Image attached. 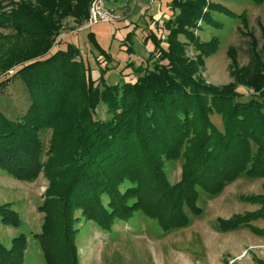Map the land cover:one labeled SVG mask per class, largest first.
<instances>
[{"label":"trees","instance_id":"obj_1","mask_svg":"<svg viewBox=\"0 0 264 264\" xmlns=\"http://www.w3.org/2000/svg\"><path fill=\"white\" fill-rule=\"evenodd\" d=\"M9 1L13 6L4 11L0 0V26L13 28L6 36H14L18 44L14 50L8 47L7 55L1 54L5 64L0 91L9 79L18 78L29 101L24 110L13 114L0 107V168L24 180L35 178L41 170L47 179L37 205L43 213L40 229L32 233L45 264H77V209L85 220L105 229L114 218L126 220L140 209L167 230L188 223L183 206L194 214L201 212L196 187L215 194L242 172L264 176V44L257 49L243 12L237 14L241 23L237 30L248 38L249 59L238 66L233 46L226 47L230 81L209 84L195 75L202 56L215 50L218 39L200 41L189 28L210 10L234 13L212 0H169L177 12L163 21L168 29L166 45L153 32L144 36L152 42V67L136 65L133 81L109 83L104 66L98 85L86 74L72 42L44 56L60 18L69 14L82 21L89 0ZM178 33L194 44V58L185 54ZM88 36L92 38L91 32ZM129 37L127 33L124 39ZM129 49L127 45L125 50ZM236 85L250 90L251 96L241 98ZM99 102L104 103L108 117L94 116ZM214 112L220 115V128L210 119ZM42 127L51 129L43 161L37 134ZM179 155L180 176L171 183L163 172L162 157ZM239 198L259 206L217 216L216 227L224 231L244 225L264 236V227L251 222L264 219V194H240ZM0 220L18 225L20 218L8 203H0ZM25 245L22 232L8 246L0 242V264H23ZM257 264L264 262L257 260Z\"/></svg>","mask_w":264,"mask_h":264},{"label":"rangeland","instance_id":"obj_2","mask_svg":"<svg viewBox=\"0 0 264 264\" xmlns=\"http://www.w3.org/2000/svg\"><path fill=\"white\" fill-rule=\"evenodd\" d=\"M1 1V4H4L1 9L4 11L14 3L9 0ZM212 1L224 5L234 14L210 10L204 18L198 17L195 25L189 29L200 41L217 37L215 50L202 56L201 65L195 75H200L205 83L218 85L232 79L228 68L230 59L226 55L228 45L234 48L238 66L247 64L249 59L248 38L237 30V26L241 25L238 13L245 14L246 28L254 34L257 49L264 44V0L259 3L252 0ZM104 4L116 14L113 21L88 24V12L79 22L73 15L61 17L51 49L46 51L44 56L58 47H63L67 42H72L78 48L86 74L89 72L98 85V73L104 66L106 82L113 83L123 79L133 81L138 74L134 66L150 68L155 59V54H149L152 42L144 36L153 32L161 38V44L165 46L168 29L163 21L172 18V13H176L177 9L170 6L169 0H104ZM205 9L204 5L202 11ZM13 30L10 26H0V73L5 64L1 61V54L7 55L8 47L14 50L18 44L14 36H6ZM88 32H91L92 38L88 36ZM127 33L130 37L124 39ZM177 39L184 42L187 57L194 58L197 53L194 44L182 33L177 34ZM127 45L130 47L129 51L125 50ZM101 49L104 53H100ZM7 70L11 71L10 68ZM235 89L241 93L240 97L243 99L251 96L250 90L243 86L236 85ZM28 101L26 89L18 78L9 79L0 91V107L6 113L13 114L24 110ZM93 114L97 118H106L109 115L103 102L96 105ZM210 119L220 128L219 113H211ZM37 134L42 147L39 158L43 161L48 155L51 129L42 127ZM181 161V155L173 158L162 157V169L169 182L179 178ZM263 183L264 176H248L242 172L226 182L215 194L196 187V204L201 207V212L194 214L187 206H183L188 223L183 227L167 230H162L155 219L147 217L140 209L135 210L126 220L114 218L108 229L99 227L91 220H85L77 209L74 211L78 217L74 223L77 230L74 238L77 264H257V260L264 262L263 235L252 233L244 225L222 231L216 227L215 222L217 216L226 217L258 207V203L240 199L239 195L264 194ZM46 185L47 179L41 170L35 178L24 180L13 177L0 168V203H8L20 218L18 225H10L0 220V242L8 246L14 235L24 233L26 248L23 264H45L38 240L32 233L40 229L43 213L37 209V205L44 197L43 189ZM102 201L106 202L105 194ZM251 222L264 227L263 218Z\"/></svg>","mask_w":264,"mask_h":264},{"label":"built area","instance_id":"obj_3","mask_svg":"<svg viewBox=\"0 0 264 264\" xmlns=\"http://www.w3.org/2000/svg\"><path fill=\"white\" fill-rule=\"evenodd\" d=\"M115 18L116 14L105 6L104 0H90L88 5V24L96 21H113Z\"/></svg>","mask_w":264,"mask_h":264},{"label":"crops","instance_id":"obj_4","mask_svg":"<svg viewBox=\"0 0 264 264\" xmlns=\"http://www.w3.org/2000/svg\"><path fill=\"white\" fill-rule=\"evenodd\" d=\"M25 246H26V245H25ZM25 248H26V247H25ZM25 248H24V250H25ZM24 252H25V251H23V255H24Z\"/></svg>","mask_w":264,"mask_h":264}]
</instances>
